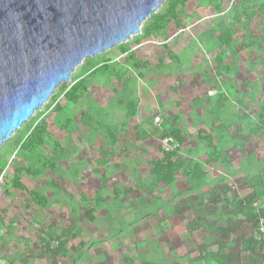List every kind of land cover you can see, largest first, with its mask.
<instances>
[{
    "label": "rangeland",
    "instance_id": "1",
    "mask_svg": "<svg viewBox=\"0 0 264 264\" xmlns=\"http://www.w3.org/2000/svg\"><path fill=\"white\" fill-rule=\"evenodd\" d=\"M170 5L0 147V264H132L141 249L264 264V0ZM171 151L183 167L159 182Z\"/></svg>",
    "mask_w": 264,
    "mask_h": 264
},
{
    "label": "water",
    "instance_id": "2",
    "mask_svg": "<svg viewBox=\"0 0 264 264\" xmlns=\"http://www.w3.org/2000/svg\"><path fill=\"white\" fill-rule=\"evenodd\" d=\"M167 0H0V147L87 57L141 33Z\"/></svg>",
    "mask_w": 264,
    "mask_h": 264
},
{
    "label": "trees",
    "instance_id": "3",
    "mask_svg": "<svg viewBox=\"0 0 264 264\" xmlns=\"http://www.w3.org/2000/svg\"><path fill=\"white\" fill-rule=\"evenodd\" d=\"M181 1L182 0H170L171 5L169 7V11H172L175 8V6ZM161 19H162V16H153V22L151 23V25L148 27V30L146 31L147 35L150 34L151 28H155ZM222 40L227 41L228 40L227 36L223 35ZM66 87H67L66 83H62L59 86V88L62 90L65 89ZM81 87H82V83L76 82L73 85L71 91H68L66 94L68 96H71L73 94V92L74 93L78 92L81 89ZM134 112H135V108L131 107V113H134ZM169 136H172L175 139L180 140V134L177 131H172ZM175 155H176V153L174 151H171V152L167 153V155L165 157V161H162V162L160 161L157 163V167H156L155 172H154L157 181H159V182H162V181L163 182H171L175 178L174 176H175V173L178 170V168L183 167V164L176 163L173 160V157ZM195 167H197L196 170H198V173H196V177L199 179V178H201L203 171L200 169L199 164H195ZM245 209H247L246 206H245ZM245 213H247V212H245ZM259 213L264 216V210H260ZM247 216L254 218L256 216V213L252 214L251 216L249 214H247ZM72 235L75 236L76 234L72 233ZM253 242H254V244L257 243L256 241H253ZM221 251H223L222 245L219 249V252H221ZM51 252L55 255H66L68 251L65 249V243L60 242L57 247H55L51 250ZM217 255H220V254H217Z\"/></svg>",
    "mask_w": 264,
    "mask_h": 264
},
{
    "label": "crops",
    "instance_id": "4",
    "mask_svg": "<svg viewBox=\"0 0 264 264\" xmlns=\"http://www.w3.org/2000/svg\"><path fill=\"white\" fill-rule=\"evenodd\" d=\"M136 251H138L136 252V254L131 255L130 257L131 261L129 260V263H132V264H183L180 257L176 258L175 253L173 254L174 256H171V253L161 251V250H158V251L156 250L153 252L150 251V253H148V255L146 256L147 250L145 251L141 249V250H136ZM178 254L179 253L177 252V255ZM214 255L217 256V254H214ZM213 259H215V256H212L211 260L210 259L206 260V263L204 264H214ZM187 261H188L187 264H199V263H196L197 260H191V261L187 260ZM225 264H230V263H225Z\"/></svg>",
    "mask_w": 264,
    "mask_h": 264
},
{
    "label": "built area",
    "instance_id": "5",
    "mask_svg": "<svg viewBox=\"0 0 264 264\" xmlns=\"http://www.w3.org/2000/svg\"><path fill=\"white\" fill-rule=\"evenodd\" d=\"M170 140H172V141L174 142V140H173V139H170Z\"/></svg>",
    "mask_w": 264,
    "mask_h": 264
}]
</instances>
